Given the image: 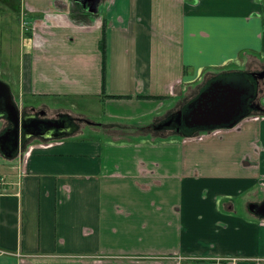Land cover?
Instances as JSON below:
<instances>
[{"label":"crops","instance_id":"crops-1","mask_svg":"<svg viewBox=\"0 0 264 264\" xmlns=\"http://www.w3.org/2000/svg\"><path fill=\"white\" fill-rule=\"evenodd\" d=\"M91 2L0 0V20L35 30L16 94L47 102L21 113L85 121L71 107L88 97L102 109L91 138L37 148L20 192L0 196V264H264V219L248 208L264 200V116L203 140L109 130L164 122L206 72L263 70L264 0Z\"/></svg>","mask_w":264,"mask_h":264},{"label":"water","instance_id":"water-1","mask_svg":"<svg viewBox=\"0 0 264 264\" xmlns=\"http://www.w3.org/2000/svg\"><path fill=\"white\" fill-rule=\"evenodd\" d=\"M96 3L98 0H90ZM212 79L183 109L154 126L155 131L171 129L183 134L189 131L230 130L252 112L260 111L259 85L264 70L256 73L235 72ZM46 112L37 115L21 113L8 84L0 80V119L5 118L12 128L0 136V153L7 160L17 157L21 148L32 140H60L79 129V120L67 114L46 119ZM91 124L90 122H87ZM250 213L264 219V202L252 204Z\"/></svg>","mask_w":264,"mask_h":264},{"label":"rangeland","instance_id":"rangeland-1","mask_svg":"<svg viewBox=\"0 0 264 264\" xmlns=\"http://www.w3.org/2000/svg\"><path fill=\"white\" fill-rule=\"evenodd\" d=\"M0 21H1L0 22V50H2V54L0 53V58H1V60H0V80L3 81L4 83L8 84V86L11 88V91H12L14 98L15 97L17 98L18 96L16 94V91H17L16 90V87H17L16 83L19 82V80H20L19 69L17 68V66L20 64V54H21L20 53V47L23 46L25 39H32L34 37V33H35L34 31L35 30L33 29L32 25H26L25 22L19 21V23L16 22L15 25H13V24L9 25L8 24V18L2 19ZM7 31H8V35L6 33ZM29 36H31V37H29ZM6 60H7V65L5 62ZM239 67H240L239 65H235V66L230 65L226 68H223V69L218 70L216 72H213L211 74L206 72L205 77L202 81V83L204 84L203 88L208 84V81L211 79L218 78L221 76H225L228 74H232L235 72L239 73L240 72V71H238ZM247 68H251V67H247ZM252 69L253 68H251L247 71L251 72V71H253ZM201 85L199 84V87ZM203 88H202V90H203ZM197 91H198V89L191 91L190 96L193 99L199 95L198 93H197L198 95L196 94ZM258 93H259V103L264 108V81H262L261 85H259ZM188 100L185 103H189L190 101H192V100H190V98ZM16 102H17L19 108H21L22 104H24L25 106H29V105L38 106L41 103H46L47 100L44 97L36 99V98H32L30 96H24V97L21 96L20 100L16 101ZM74 105H75L74 108L72 106L71 109L76 113V115L82 116L83 119L86 121V122L85 121H79L78 122V125H79V131L78 132L80 133L79 135L84 137V138H91L92 134L88 130H89V128H91L90 125H92V124H88L87 122H91L93 124L94 123L99 124V122H101V119L98 117V115L94 114V108H93L96 106L95 108H97L98 110L101 111L102 110L101 107H99L98 104L96 103V101L92 100L90 97L85 98L84 100H78V101L74 102ZM176 107H177V105H175L173 107V109H172V112L174 111L173 113L178 112L183 107V105L181 104L179 107H177V109H176ZM171 113L165 114L163 116L161 115V118L159 120H164ZM50 116H52V115H50ZM52 117H54V116H52ZM144 121H145V119L142 120L141 123H143ZM5 123L6 122H4V121H0V130ZM159 123L160 122H153L152 121L151 125L149 127H145V128L143 127L144 130L142 129V127L137 128L136 129L137 132L134 133L135 134L134 136H129L132 133H127V132L122 133L121 131H123V130H120V129L118 132H115V130H112V129L116 128V126H114V127L109 126V130L111 133H114L113 137H115V138L117 136V137H120V139H128L129 141L134 140V142L138 144V143H141V141H142L141 140L142 138L136 137L138 135H143V140H145V141H147V137H144V135H146V134H151L152 136L157 135V137L163 136L164 135L163 132H158V131L154 130V126H157ZM140 125H142V124H140ZM93 130L97 131V129H93ZM18 165H19V163L16 159L7 160V159L1 157V154H0V173L2 175H5L4 172H6L7 170H8V174L15 175L16 173H13L14 168L18 167ZM236 208L238 210H240L242 208L241 204L239 202L237 203Z\"/></svg>","mask_w":264,"mask_h":264},{"label":"built area","instance_id":"built-area-1","mask_svg":"<svg viewBox=\"0 0 264 264\" xmlns=\"http://www.w3.org/2000/svg\"><path fill=\"white\" fill-rule=\"evenodd\" d=\"M25 24L27 25V23ZM255 119H258V117H256ZM221 131L223 130H213V131L203 132L200 134L199 137L197 135V136H194V138L196 137L197 138L196 140H203L205 136H217L221 133ZM34 141H37V142L33 143L30 141L23 148H21L17 157L15 158L19 163L18 167L14 168V170H17V174H18L16 182H14V180L10 176L7 177L0 173V196L8 194L11 187L17 189L20 192L21 187H22L21 180L24 175V171L22 170V168L27 164L32 154L35 152L37 148L43 149V150L52 148L53 145L58 140L44 141V140L37 139ZM214 264H226V263L223 260H218Z\"/></svg>","mask_w":264,"mask_h":264},{"label":"trees","instance_id":"trees-1","mask_svg":"<svg viewBox=\"0 0 264 264\" xmlns=\"http://www.w3.org/2000/svg\"><path fill=\"white\" fill-rule=\"evenodd\" d=\"M100 48H101V52H102V56H103V64L105 65V61H106V34H105V29L103 32V38L100 42ZM244 73H248V72H244ZM104 91H105V80H103V93H105ZM260 106H261V104H260ZM253 115L264 116V108L261 106L260 111H254L248 117L253 116ZM203 132H207V131H196V132L189 131V133L182 134V135H184V137H192V136L194 137V136L200 135Z\"/></svg>","mask_w":264,"mask_h":264},{"label":"flooded vegetation","instance_id":"flooded-vegetation-1","mask_svg":"<svg viewBox=\"0 0 264 264\" xmlns=\"http://www.w3.org/2000/svg\"><path fill=\"white\" fill-rule=\"evenodd\" d=\"M79 2H82V3H85L87 0H78ZM97 3V2H96ZM90 6H94V4H93V2H91L90 3ZM264 70V69H263ZM263 70H261V71H263ZM261 71H252V72H248V73H256V72H261ZM224 77H226V76H224ZM212 80V79H211ZM211 80H209L208 81V83L211 81ZM260 85H261V82H260ZM24 114V113H23ZM39 114V112H37V115ZM259 117V116H258ZM44 118H46V117H44ZM56 118H58V117H56ZM47 119V118H46ZM0 121H4V122H6L3 126H2V128H1V130H0V136L1 135H3L7 130H9L10 128H12V124L10 123V122H8L5 118H2V119H0ZM78 123V122H77ZM79 130V129H78ZM78 132V131H77ZM76 132V133H77ZM222 132V131H221ZM180 133H182L183 134V131L181 130L180 131ZM221 134V133H220ZM218 136V135H217ZM33 140H37V139H32V140H30V141H33ZM30 141H28V142H30ZM27 142V143H28ZM26 143V144H27ZM25 144V145H26ZM1 154V153H0ZM1 157H3L2 156V154H1ZM4 158V157H3ZM264 202V200L263 201H261V202H259V203H250L249 205H248V208L250 207V205H252V204H262Z\"/></svg>","mask_w":264,"mask_h":264}]
</instances>
